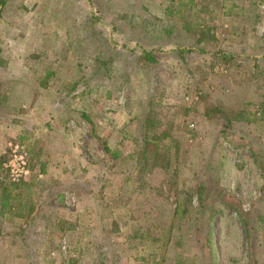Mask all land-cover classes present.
Listing matches in <instances>:
<instances>
[{"label": "rangeland", "instance_id": "1", "mask_svg": "<svg viewBox=\"0 0 264 264\" xmlns=\"http://www.w3.org/2000/svg\"><path fill=\"white\" fill-rule=\"evenodd\" d=\"M0 116V264H264V0H0Z\"/></svg>", "mask_w": 264, "mask_h": 264}, {"label": "built area", "instance_id": "2", "mask_svg": "<svg viewBox=\"0 0 264 264\" xmlns=\"http://www.w3.org/2000/svg\"><path fill=\"white\" fill-rule=\"evenodd\" d=\"M5 157L1 163V169L6 179L12 183H18L28 174V156L18 143H8Z\"/></svg>", "mask_w": 264, "mask_h": 264}, {"label": "crops", "instance_id": "3", "mask_svg": "<svg viewBox=\"0 0 264 264\" xmlns=\"http://www.w3.org/2000/svg\"><path fill=\"white\" fill-rule=\"evenodd\" d=\"M16 112V111H15ZM11 124L8 120L3 119V116H0V155L2 147L4 146L5 141L7 140V137L9 136V126ZM2 143V144H1Z\"/></svg>", "mask_w": 264, "mask_h": 264}, {"label": "trees", "instance_id": "4", "mask_svg": "<svg viewBox=\"0 0 264 264\" xmlns=\"http://www.w3.org/2000/svg\"><path fill=\"white\" fill-rule=\"evenodd\" d=\"M140 58H141V60H143L146 63H152L153 62V58H152L151 52H146V51L142 52L141 55H140ZM103 147L105 148V146H103ZM104 150L107 152L106 148ZM2 160L3 159H1L0 162H2Z\"/></svg>", "mask_w": 264, "mask_h": 264}]
</instances>
